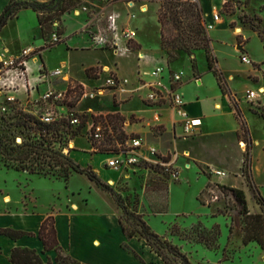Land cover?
Returning <instances> with one entry per match:
<instances>
[{"label": "rangeland", "instance_id": "rangeland-1", "mask_svg": "<svg viewBox=\"0 0 264 264\" xmlns=\"http://www.w3.org/2000/svg\"><path fill=\"white\" fill-rule=\"evenodd\" d=\"M49 1L45 0L43 3ZM141 2L146 5L148 12L146 14L137 13L136 25L140 31L139 38L145 47L157 51L161 36V26L158 22L161 0H144ZM200 2L208 12L212 11L211 15L215 13L219 15L218 24L212 31L208 32L206 29L208 21L204 14V33L196 35L194 22L190 18L182 16L178 27L172 29L169 26L172 29L169 31L183 39V43L191 48L192 55L188 56L184 51L175 49L170 52L174 57H169L168 53L162 50L161 45V56L168 65L174 64L175 70H184L186 79L192 78L193 65L196 66L199 74L200 72L206 73L208 72L206 51L205 49H197L196 45L198 39L206 37L209 52L217 59L215 66L223 73L232 100L229 101L223 96L240 125L235 109L241 110L243 119H245L250 131L254 145L253 156L256 160L253 167V179L250 171L246 170L242 177H238L239 174L237 173L242 153L235 141L247 148L245 134L240 131L235 137L232 133L222 136L220 135L221 129L215 121L211 128V135L203 140L200 149L202 159L211 162L213 165L200 166L191 163L189 169L186 168L185 161H174L173 169L178 172V179H175L173 177L166 178L159 169H155V162H147L141 167H130L124 170L107 168L104 163L108 157L102 154L103 151L110 148L109 142L100 146L98 152H93L90 145L91 141H87L84 135L86 129H83L84 131L78 129L79 134L72 136L75 130L67 121L63 122L60 127L64 133H62L64 138L56 137L52 132L41 137L36 125L28 122L27 125L32 126L30 128L20 123V120L25 121L28 118L21 119L20 115L12 118L0 116V136L15 140L16 145H19L20 142H40L43 143L44 147L49 146L59 151L68 145L67 141L70 137L75 139L76 148L71 151L69 156H64L78 164L82 169L93 171L111 190L105 191L97 184L91 183L86 176L77 173L66 181L61 166L44 155L33 161L27 160L25 162L29 167L27 171L9 169L0 162V204L3 203L9 206V209H14L18 208L20 200L25 202L32 197L31 193H35L41 197V201L46 202L49 195L61 194V196H56L62 198L64 194H69L70 190H79L89 199L90 210L99 209L103 211L105 222L108 225L113 228L116 227L117 213L120 216L122 208H126L127 211L135 215H141L154 233L176 245L192 264H264V249L256 243L249 245L242 243L245 224L243 217L239 214V207L229 192L219 188L227 186L242 189L247 198L249 211L262 213L263 207L259 206L257 202L256 192H260L264 198V121L257 115L264 110L262 105L264 94H259L255 101L247 100L246 94L249 91L258 92L259 86L261 84L264 86L262 78L264 77V50L258 34V30L264 28V0H199L196 3L201 6ZM75 13L76 10L68 13L69 16L65 18L67 33L80 27L83 22V15L76 16ZM122 17L128 20L127 15L124 14ZM23 30L27 31L29 37L35 35L37 41L40 39L35 24L30 26L27 22L22 21L21 31ZM18 31V27L14 24L3 34V37L12 39ZM65 34L63 44L45 50V58L43 56V59L39 55L37 60L36 58L30 59V67L36 71L38 64H41L42 61H46L50 68L61 66L64 63V68L70 75V86L74 88L68 95V101L73 107V111L83 115L92 113L96 121H105V119L109 121L114 134L110 137V143H113L112 141L115 139H124L126 137L124 128L130 129L132 125L140 121L136 116H132L128 117L129 123L126 124V117L116 113V109L120 103L127 102L128 98L124 100L121 97L126 96L129 99L133 97L128 96V93L122 94L120 92L117 96L118 91L103 88L99 89L101 92L97 98H84L86 92L94 91L103 86L109 72L117 76V70L116 67H113L106 72L105 67H102L99 72H92V77H89L83 66L97 61L105 65H112L116 60H119L123 80L125 78L134 79L136 58H138L134 52L139 50L141 46L135 43L138 46L132 49L128 45L129 50L121 51L122 54H118V56H115L113 52L97 54L91 51H78L70 53L67 51L69 47L65 45L68 43L69 36L73 34ZM205 41L199 40L200 44H204ZM70 44L73 45L74 42ZM242 54L249 56L252 65L241 62ZM139 58L141 59V57ZM192 59L195 60L192 62ZM85 76L93 80L95 79L93 77L96 76L100 81H92L90 85H84L80 80H83ZM249 78L253 81H261V84L254 85ZM198 80L199 77L194 76L184 90L188 102L197 98L210 99L216 97L218 89L211 75L205 77L201 88L197 87ZM63 86L62 83L55 84V88L58 89H62ZM22 98L25 97L22 96ZM27 105L28 109L38 116H41L47 108L41 103ZM17 107H15L14 112L18 111ZM141 108L142 105L137 98L124 106L126 112ZM23 114L32 115L29 112H23ZM87 120L88 117L85 118V122ZM144 125L147 127L146 124ZM154 132L156 135L160 133L157 130ZM148 139L151 140V137ZM163 139V148L171 149L170 136L166 135ZM181 145L180 148L186 147L185 143ZM34 156L38 157L37 155ZM148 157L154 159L151 155ZM3 158L4 156L0 152V159ZM217 162L224 169L219 167ZM10 163L17 165L19 161L12 159ZM30 169L35 173H30ZM212 170L224 171L227 176L223 179L213 177ZM215 196L219 197L218 201H213ZM53 212H55V208H53ZM198 224L207 229L219 227L220 237L217 251L209 250L203 244L196 243V235H192L191 239L186 240L173 233L174 226L190 232ZM127 244L139 254L152 257L155 264H164L156 254L150 252V248L146 246L144 240L135 237ZM164 255L170 264H181V260L168 252H165ZM63 256L68 255L63 253Z\"/></svg>", "mask_w": 264, "mask_h": 264}, {"label": "crops", "instance_id": "crops-1", "mask_svg": "<svg viewBox=\"0 0 264 264\" xmlns=\"http://www.w3.org/2000/svg\"><path fill=\"white\" fill-rule=\"evenodd\" d=\"M10 1L11 0H0V15ZM35 1L43 2L45 0ZM127 1L128 0H88V5L94 7L98 11L117 12L121 15L125 14L126 16L128 13V8L126 6ZM200 4L203 8L207 21L210 22L212 20V11L208 12L201 2ZM67 16H69V14H67L63 20L66 32L65 35L73 34L72 36H69L68 43L65 45L69 47V50H67L68 52L74 53L78 51H91L97 54L112 53L111 51L107 50L95 49L88 41L87 37L83 33H81L82 26L84 25V17L80 27L67 33L65 24V18ZM136 20L137 19L133 20L132 24L133 26L138 28V26L136 25ZM22 21L27 22L30 26L35 24L40 36V39L38 41L36 40L37 38L35 35L33 37L32 35H30L29 37L27 31H21ZM121 21L124 23L127 20L125 17H122ZM14 24H16L19 31L14 35L12 39H5L3 37V34ZM139 36L140 31H138V37L135 40V43L141 46L139 50L134 52L135 56H138V58H136V75L134 76V79L125 78V80L129 81V84L122 89L116 90L118 91L116 93L117 96L120 92L122 94L128 93V96L133 97L131 99L126 96L121 97V99L124 100L127 98L128 99L126 100L127 102L120 103L118 105L116 113L126 117V124L129 123L128 119L132 116H136V118H138L140 121L132 125L130 129L124 128L126 135L128 137L136 136L144 139V152L147 157L150 156L148 149L154 148L157 149L158 152L162 153V156H168L169 154H172V162L182 160L185 161L186 168L189 169L191 167V163H196L200 166H212L213 164L211 162L202 159L200 149L203 145V140L209 137L212 133L211 128L213 122L215 121V123L219 125L221 129L220 135L222 136L228 133H232L233 137H235L237 133L240 132V124L236 119L232 109L230 108L227 100L224 98L218 86L216 78L209 71L206 73L200 72L199 80L197 81V87L199 86V88H201L204 84L205 77L211 75L218 89V93L214 98H197L188 102L184 90L191 82L192 78H194V74L191 70L192 78L188 79V81L183 85L182 93L184 94L187 103L188 113L191 117L202 118L203 125L201 127V134L199 136L194 138H183L182 130L180 124L178 123L179 119L174 114L167 102L157 106H150L143 101L145 91L133 93V90L135 89L138 78L140 76H142L144 73H148L158 65L168 66V63L164 62V59L161 56V36L157 51H153L152 49L145 47ZM72 42H74L73 45L70 44ZM44 44L45 42L42 38L37 14L30 8L22 9L18 17L10 20L0 32V55H19L25 48L31 47L38 50L43 47ZM121 51L125 50L122 49L117 54L114 53V55L118 56V54H122ZM44 54L45 51L42 52V59L43 56L45 58ZM139 57H141V59ZM43 62L45 67L50 70L64 67L65 65L63 63V65L61 66L50 68L47 65L46 61ZM169 66L171 70L179 71L173 68L174 64ZM102 67H105L106 72H108L110 68L116 67L117 77L120 82L123 83V76L121 75V65L119 64V60H116V62L112 65H105L102 62L97 61L95 63H90L83 66V69L85 71L89 68H95L99 72V69L101 70ZM32 71H34V68H32ZM68 77L70 78L69 74ZM262 78L264 80V77ZM144 79H146L147 81L151 80V78L148 76H144ZM249 80L254 85L261 84V81H253L251 78H249ZM80 81L84 85H90V82H97L100 81V79L93 80L85 76V78ZM262 88H264V86L261 84L259 86V92ZM134 98H137L140 101L142 108L140 110L126 112L124 110L125 104L131 102ZM262 105L264 106L263 102ZM157 115L160 116L158 121L155 120V117ZM144 124H146L147 127H145ZM156 130L160 132L158 135H156L154 132ZM166 135L170 136V141L172 143L171 149L163 148V138ZM148 137H151V140H149ZM75 143L76 141L74 142V144ZM182 143H185L186 147L180 148V146H182ZM235 143L241 149L242 153L240 167L237 172L239 174L238 177H242V168L244 164L246 148L240 145L237 141H235ZM253 146L254 145L252 143V160L250 172L252 179L253 167L256 162L253 156ZM189 160L190 163H188ZM188 164H190V167L187 166ZM217 165L223 168V166L220 165L219 162H217ZM75 174L76 173L72 174V176ZM90 182L96 185V183H94L93 181L90 180ZM56 195L61 196V194H52L49 195L46 202H43L41 201L40 196L36 195L35 193H31L32 197L28 198L25 202L20 200L18 208L14 209H9V206L3 203L0 204V229L11 228L28 233L27 235L16 240L0 234V264H13L11 262V254L12 251L16 248H28L36 250L41 255V258L45 264H48L49 262H51L52 264H57V253L54 250L46 251L43 241L38 236L43 222L51 214H53L55 217L57 238L63 250V253L68 255L73 260L77 261L78 264H155L152 257H146L139 254L130 245L127 244V242L132 239L128 240L126 235L124 234L119 222L118 213L116 215L117 224L116 227L113 228L111 225H108L105 222L106 219L103 211L99 209H95L94 211L90 210L89 199L86 195H83L81 191L70 190L69 194H64L62 198H58ZM53 208H55V212H53ZM124 245H127L129 249L125 248Z\"/></svg>", "mask_w": 264, "mask_h": 264}, {"label": "built area", "instance_id": "built-area-1", "mask_svg": "<svg viewBox=\"0 0 264 264\" xmlns=\"http://www.w3.org/2000/svg\"><path fill=\"white\" fill-rule=\"evenodd\" d=\"M80 6L76 9V16L83 15L84 25L83 33L95 49L107 50L118 53L120 50H129L128 45L134 43L138 37V29L133 26L132 21L137 19V13L146 14L148 11L146 5L138 0H128V20L124 23L122 15L117 12L98 11L88 5V0H80ZM190 3H196L199 0H185ZM145 9V10H144ZM219 22V15L213 14L211 22L206 23L208 32L212 31ZM58 24L55 25L57 27ZM59 36L54 32L51 36L52 42H57ZM123 46V47H122ZM39 53L31 47L25 48L19 55H0V116H12L15 107L20 106L18 110L29 112L43 124L51 125L56 122L67 121L75 130L72 136L78 135L80 128L86 129L84 132L87 141H91L93 152H98L100 146L105 143L110 144L108 150L103 151L107 155L105 166L109 169L124 170L130 167H141L147 162H155L170 168V177L178 179V172L173 169V162H163L159 158L157 149L150 148L149 154L154 158H148L144 152V139L136 136H129L122 140H115L110 143V137L114 136L111 125L105 121H96L92 113L88 115L78 114L73 111V107L68 101L69 92L74 88L70 86V78L64 67L56 69H47L42 63L38 64L36 71L30 67V59L38 57ZM241 62L246 65H252V61L246 54L241 55ZM144 76L151 78L150 81L144 79ZM188 81L184 70L173 71L170 66L158 65L148 73H144L138 78L137 85L133 93L145 91L143 101L150 106H157L167 102L178 117L183 138H194L201 134L203 125L202 118L191 117L187 111V103L182 93L183 85ZM196 81V80H195ZM56 83L64 84L62 89L55 88ZM129 84L128 80L120 82L117 76L108 73L105 83L102 87L94 91L86 92L84 98L94 99L100 95L103 88L109 90L122 89ZM259 91H249L246 94L247 100L255 101ZM22 96L25 98L23 99ZM46 105L45 112L41 116L34 115L28 109L27 104ZM88 120L85 122V118ZM106 118V117H105ZM159 115L155 117L158 121ZM83 126V127H82ZM79 129V130H78ZM84 131V130H83ZM64 134V133H63ZM64 138V136H63ZM75 139L69 138L63 149H60L63 155L69 156L76 146ZM19 144H22L20 142ZM156 160V161H155ZM155 165V166H156ZM187 166L190 167V164ZM168 171V170H167ZM213 177L225 178L227 173L221 170H212ZM215 196L213 201H218Z\"/></svg>", "mask_w": 264, "mask_h": 264}, {"label": "trees", "instance_id": "trees-1", "mask_svg": "<svg viewBox=\"0 0 264 264\" xmlns=\"http://www.w3.org/2000/svg\"><path fill=\"white\" fill-rule=\"evenodd\" d=\"M80 3V0H50L48 3H43L35 0H11L0 15V32L10 20L18 17L22 9H32L37 14L42 38L45 42L44 46L37 50L40 58L42 59V52L59 46L65 42L63 38L65 34L63 17L64 15H67L68 13H71L79 8ZM182 16H184L185 18H190L194 22V25H196V35L204 33V11L198 3H190L185 0H161V8L158 15V22L161 26V45L162 50L166 51L169 57H174V55L170 52L175 49L184 51L188 56L192 55L191 48L186 43H183V39H180L179 35H174L169 31H172V29L178 27V24L181 23L180 18ZM56 24H58L57 27H55ZM169 26H171L172 29L169 28ZM258 31L259 38L264 50V28ZM54 32H57V35L59 36V40L57 42L51 41V36ZM199 40L206 41L204 44H200ZM196 43L197 49H205L206 59L208 62V71L211 72L216 78L218 86L223 95L229 101H231V92L227 88V83L223 73L215 66V64L217 63V59L209 52V46L206 37L204 36L203 38L198 39ZM137 46L138 45H136L135 42L129 44V47L132 49ZM194 60L195 59H192V62ZM42 64L44 65L43 61ZM92 72H97V70L95 68L87 69V74L89 77H92ZM193 74L197 77L200 76L195 65H193ZM93 78L98 79V77L96 76ZM235 110L237 113V118L241 123L240 131H243L246 136L245 143L247 145V148L242 172L246 173V170L251 172L252 140L250 137V131L245 119H243L241 110H239L238 108H236ZM17 115H20L21 119L28 118L25 121L20 120V123L25 125L26 127L32 128V126L27 125L28 122L36 125L39 129L41 137L44 134L52 132L54 135H56V137L63 138V131H61L60 127L63 125V122L66 121L46 125L32 115L30 116L23 114V111L21 110L16 111V113L10 117L12 118ZM259 116L264 121V110L259 114ZM127 137L128 136L126 135L125 138ZM115 140H113L112 142H114ZM0 152H2V155L4 156L3 159H0V162H2L3 165L9 169H14L16 171H27L29 170V167L25 164L27 160L33 161L40 156L45 155L51 160L56 161V164L61 166L66 181L69 180V177H71L73 173H77L86 175L91 181L95 182L103 190L111 191L110 187L108 185H105L93 171L82 169L78 164H75L71 159L64 156L59 151L49 146L44 147L43 143L22 142V144L16 145L15 140H11L6 136H0ZM34 155H37L38 157H35ZM159 158L163 162L171 161V156L169 155H159ZM12 159L18 160L19 164H11L10 160ZM155 169H159L166 178H170L171 174L169 170L171 169V167L166 168L161 165H156ZM30 173L35 172L30 169ZM219 188L229 192L239 207V214L243 217V221L245 224L242 235V243L244 245L256 243L262 249H264V198L262 197L260 192H256V198L259 206L261 205L263 207V211L262 213H251L248 208V202L245 192L242 189L227 186H221ZM119 222L128 240L135 237L144 240L145 244L150 248L151 252L156 254L164 264H170L166 255H164L165 252H168L178 260H181V264H192L188 257L184 253H182L176 245L171 244L166 239H163L159 235L154 233L152 228L141 215H135L134 213L127 211L126 208H122V214L119 216ZM173 233L186 240L191 239L192 235H196V243L203 244L207 249L212 251H217L219 249L218 240L220 237V229L218 226L214 227L213 229H207L201 224H198L196 227H193L190 232L181 230L179 227L174 226ZM0 234L16 240L27 235L28 233L11 228H5L0 229ZM38 236L43 241L46 251L54 250L57 253V264H78L77 261L73 260L69 256H63V250L57 238L55 217L53 214L49 215L45 219L40 228ZM124 247L129 249L127 245H124ZM11 262L13 264H45L41 258V255L36 250L28 248L14 249L11 254ZM48 264L52 263L49 262Z\"/></svg>", "mask_w": 264, "mask_h": 264}, {"label": "bare ground", "instance_id": "bare-ground-1", "mask_svg": "<svg viewBox=\"0 0 264 264\" xmlns=\"http://www.w3.org/2000/svg\"><path fill=\"white\" fill-rule=\"evenodd\" d=\"M260 93L261 94H264V88L261 89Z\"/></svg>", "mask_w": 264, "mask_h": 264}]
</instances>
